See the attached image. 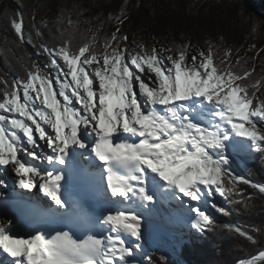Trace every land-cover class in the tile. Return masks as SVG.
Listing matches in <instances>:
<instances>
[{"label": "snow or ice", "instance_id": "1", "mask_svg": "<svg viewBox=\"0 0 264 264\" xmlns=\"http://www.w3.org/2000/svg\"><path fill=\"white\" fill-rule=\"evenodd\" d=\"M17 15L11 29L19 45L36 46L25 34L23 13ZM126 18L122 8L114 17L115 31L103 38L102 50L95 34L74 48L73 36L61 33L58 46L38 45L46 64L28 56L25 76L0 79V113L10 114H0V169L10 168L20 188L38 187L63 208L64 176L55 166H67L71 149L88 148L105 165L113 197L127 202L131 195L146 207L154 203L144 187L147 170L174 188L177 200L182 195L197 202L191 209L194 230L213 231L218 226L198 206L205 194L208 206L223 215L226 210L213 202L217 195L245 208L252 206L254 193L264 195V183L236 172L229 155L230 149L245 151L264 164V75L256 73L255 56L233 63L225 52L214 63L212 45L207 53L191 56L188 44L158 48L133 41L130 47L120 27ZM122 134L135 142L117 139ZM85 135L95 137L90 147ZM45 147L47 154L39 151ZM42 161L53 168L41 170ZM113 164L130 177L115 172ZM243 186L254 193L247 194ZM11 224L10 219H0V254L10 264H124L132 249L121 233L141 239L140 218L124 211L105 214L100 221L109 233L80 242L68 231L48 238L41 232L10 234ZM219 227L259 243L250 234L258 231L255 228ZM239 264H264V250Z\"/></svg>", "mask_w": 264, "mask_h": 264}, {"label": "trees", "instance_id": "2", "mask_svg": "<svg viewBox=\"0 0 264 264\" xmlns=\"http://www.w3.org/2000/svg\"><path fill=\"white\" fill-rule=\"evenodd\" d=\"M251 1L263 12L256 10ZM122 8L127 18L120 27L135 41L149 47L156 43L174 47L197 45L209 37L214 63H219L225 52L233 63L238 58L255 56L256 73L264 75V0H0V79L25 76L30 64L28 56L41 66L46 64L47 57L38 54V45L43 42L58 46L61 33L73 36L74 48L95 34L102 50L103 38L115 31L114 17ZM18 12L23 13L26 36L36 46L19 45L11 29L12 19H19ZM37 32L41 35L37 36ZM3 87L0 84V89ZM247 175L255 183H264V164L258 155L250 159ZM243 187L247 194L254 193L248 186ZM254 196L252 206L247 208L217 202L227 215L207 211L218 226L215 230L189 232L176 255L169 249L151 248L142 264H239L258 255L264 250V195L256 192ZM224 224L257 229L250 234L259 243L253 245L219 227Z\"/></svg>", "mask_w": 264, "mask_h": 264}, {"label": "rangeland", "instance_id": "3", "mask_svg": "<svg viewBox=\"0 0 264 264\" xmlns=\"http://www.w3.org/2000/svg\"><path fill=\"white\" fill-rule=\"evenodd\" d=\"M124 31H125V28L121 29L122 34L126 35L127 32L125 33ZM128 38H129L128 44L130 47H132V42L135 40L131 39V36ZM210 43H211V39L209 37H205L199 44L190 45L191 47L189 50V55L190 56L197 55L200 52L207 53L209 51ZM146 46L148 45L146 44ZM155 46L158 48L161 46L169 47L167 45L159 44V43H156ZM0 114L5 115L4 113H0ZM20 155H22V153ZM252 158L253 156L246 154L245 151L239 152L234 157H231L233 169L236 172L248 177L247 175L248 166L250 163V159ZM9 174H14L10 168H8L7 172L0 171V181L1 180L5 181L4 179H7L6 177H8ZM203 200L205 202L204 203L201 202V204L198 205L201 208V210H206V212L212 211L214 213H217L215 212L214 209L208 206V197L206 194L204 195ZM172 201L176 202L177 205H179L182 210H185V209L189 210V208L192 209V207L197 206V203L195 202L193 203L190 200H188V198L186 199L185 197L181 198V200L176 199V201L175 199L174 200L172 199ZM223 201L224 200L218 195L216 197H213V202L216 204L217 202H223ZM166 217H169V216H166ZM168 219H171V218L169 217ZM194 220L181 219L178 221H172V225L170 226V228H165L164 229L165 231L162 232V234L156 233L149 228L141 229V239L139 241V248L132 249V255L125 258L124 264H142V259L144 258V256L148 253V251L151 248L169 249L173 255H176L178 252L179 246L182 243L183 237L186 236L191 231H196L191 226Z\"/></svg>", "mask_w": 264, "mask_h": 264}, {"label": "bare ground", "instance_id": "4", "mask_svg": "<svg viewBox=\"0 0 264 264\" xmlns=\"http://www.w3.org/2000/svg\"><path fill=\"white\" fill-rule=\"evenodd\" d=\"M141 103H143V100H141ZM4 114L6 116L10 115L8 113H4ZM19 135H21V134H19ZM82 138H89V136L85 135ZM21 139H23L22 135H21ZM39 151L47 154L46 147L41 148ZM239 152H244V151H232L230 149L229 155L231 157H234ZM45 164H46L45 162H43V161L41 162V164L39 165L41 170H44ZM0 171L7 172L8 168L4 167V168L0 169ZM149 178L154 179V181L158 183L159 191L163 196H165V200H158L157 199L156 201H154V203H151V204L147 205V207H146L145 205L143 206V204H139V203L135 205L132 199H128V201L125 202L124 198H122V197L120 198V204H123V205L125 204L126 210H128V212L133 211L132 213H135L140 218L141 229L149 228L156 233L162 234V232L165 231L164 230L165 228H170V226L172 225V221H178L181 219H187V220L188 219L189 220L195 219V216L192 213L190 208H189V210L185 209L183 211H180V209H179L180 206L177 205L176 202H173L170 199V197L172 196V194H171L172 192L174 193L173 195H175V197L178 195V193L175 191L174 188H169L168 186H166V184L163 181H161L158 178V176H156L155 174L151 173L149 175ZM8 179L11 181V183H8L7 188L0 187V194H4L6 191H9V190H17V191L22 190V188H20L18 186V184L16 183L17 178L15 177L14 174H9ZM181 198H184V197L181 195ZM202 202L204 203L205 201L203 200ZM195 203H197V202H195ZM170 204H171L170 207L172 208V210L167 211L165 209V206L170 205ZM200 204L201 203H199V205ZM119 211H122V210H119L117 207H112V208L104 211L101 218H100V221L103 219L105 214L116 213ZM166 216H169L171 219H168ZM0 219H10L13 222V215L9 212L0 211ZM101 228L103 229L104 235L109 233V229L105 228L103 225H101ZM33 234H35V232H32V230L27 229L21 235L27 236V235H33ZM121 236L126 241L127 247L134 249V248H136L135 245H137V244L139 245L140 240L137 241L134 238H132L128 235H125L123 233H121Z\"/></svg>", "mask_w": 264, "mask_h": 264}, {"label": "water", "instance_id": "5", "mask_svg": "<svg viewBox=\"0 0 264 264\" xmlns=\"http://www.w3.org/2000/svg\"><path fill=\"white\" fill-rule=\"evenodd\" d=\"M251 2H252L253 6H254V8H255L256 10H258V11H260V12H263V10L257 5V3L253 2V1H251Z\"/></svg>", "mask_w": 264, "mask_h": 264}]
</instances>
